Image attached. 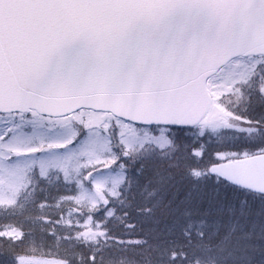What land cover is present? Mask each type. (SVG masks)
I'll list each match as a JSON object with an SVG mask.
<instances>
[{
    "label": "snow or ice",
    "instance_id": "obj_1",
    "mask_svg": "<svg viewBox=\"0 0 264 264\" xmlns=\"http://www.w3.org/2000/svg\"><path fill=\"white\" fill-rule=\"evenodd\" d=\"M0 264H264V0H0Z\"/></svg>",
    "mask_w": 264,
    "mask_h": 264
}]
</instances>
